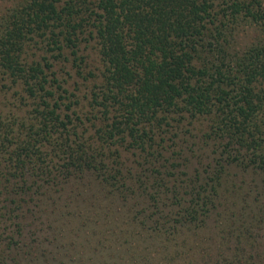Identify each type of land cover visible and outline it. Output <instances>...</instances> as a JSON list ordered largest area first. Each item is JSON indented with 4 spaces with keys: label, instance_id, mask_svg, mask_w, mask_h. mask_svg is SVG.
<instances>
[{
    "label": "trees",
    "instance_id": "trees-1",
    "mask_svg": "<svg viewBox=\"0 0 264 264\" xmlns=\"http://www.w3.org/2000/svg\"><path fill=\"white\" fill-rule=\"evenodd\" d=\"M0 2V264H264L260 0ZM194 121L212 151L178 163Z\"/></svg>",
    "mask_w": 264,
    "mask_h": 264
},
{
    "label": "rangeland",
    "instance_id": "rangeland-1",
    "mask_svg": "<svg viewBox=\"0 0 264 264\" xmlns=\"http://www.w3.org/2000/svg\"><path fill=\"white\" fill-rule=\"evenodd\" d=\"M260 1L264 6V0H260ZM9 5H10L9 3L0 2V11H3ZM247 38L248 37L246 35H242L241 41L243 43H245L246 41H249V39L247 40ZM78 55L83 57V60H82L83 62H82L81 66H82V70L84 72L83 77H85V79L78 76L76 71L74 69H71L70 66H66V68L59 73V76H61L60 77L61 79L67 81L65 86L69 89L70 93L74 94V97H72V101L76 100L78 102L79 106L77 108V111H79L80 113H86L89 109L88 108L89 92L91 91L92 86H93V81H92V79L89 78L88 73L92 72L94 74H98V72H99V70H98L99 69V63H98L99 60L97 57V51H96L94 42L84 41L80 47V52ZM11 94H12V91L8 92L7 97ZM12 96L13 95H11V100H10L11 102L13 101ZM6 109H8V107H6ZM174 117L178 118L177 116H174ZM183 123H185V122H183ZM180 129L182 132V135H181L182 137H180L181 141L184 142L187 140V142L182 147H181V145H178V147H176V149H175V151H177L178 153L182 154V152H183L182 150H184V152L186 153V155H184L182 157V160H181V158H180V160H178V159L176 160L178 163L183 162V158L186 159V157H189V155L191 156L192 153H195L196 155H199L200 157H204V155L207 157L209 156L210 152L212 151L211 146H209V145L206 146L204 144H200V145L196 146V143H198L197 141L200 138L199 135L200 136L202 135L203 129H204V126L200 122L194 121L193 126L184 125L183 127L181 126ZM194 135H195V137H194ZM179 143H181V142H179ZM191 148H194L193 150L194 151L196 150V152L191 151L190 150ZM123 158H125V159L130 158L131 160L134 159V157L130 154H125L123 156ZM194 159L192 160V158H191V163H189V165H191L190 172H192L193 169L195 167H197V161H195ZM117 207H120L121 211L125 212L127 209L126 207H128V206L123 205V204H118ZM28 223H29V219H25L23 221L24 232L28 231V229H29ZM104 223H106V222H103L100 225L101 230H104L105 228L110 227V224H104ZM91 225H93V223ZM112 226H113V224L111 225V228H110L111 231L114 230V228ZM210 226H211V223H210ZM58 228L62 229L61 226H59ZM63 228L65 229V239H73L74 235H75L74 231L76 230L75 224H71V225L69 224L68 226H64ZM95 228L98 230L97 225H95ZM213 232L214 231H212L211 233L213 234ZM44 233L42 232V234L41 233L39 234L40 239L43 238ZM47 233H48V235H51L49 232H47ZM24 234H26V233H24ZM207 235H209V234H206V236ZM106 236H107V234H106ZM24 238L29 239L28 236H25ZM76 239H78V238L76 237ZM79 239H84V238L80 237ZM83 253L85 254L86 257L88 256V254L86 252V248L84 249ZM77 256H80V254Z\"/></svg>",
    "mask_w": 264,
    "mask_h": 264
}]
</instances>
